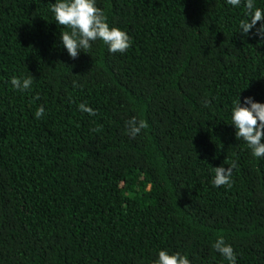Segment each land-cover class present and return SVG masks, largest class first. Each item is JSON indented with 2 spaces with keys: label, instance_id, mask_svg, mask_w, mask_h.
<instances>
[{
  "label": "trees",
  "instance_id": "trees-1",
  "mask_svg": "<svg viewBox=\"0 0 264 264\" xmlns=\"http://www.w3.org/2000/svg\"><path fill=\"white\" fill-rule=\"evenodd\" d=\"M52 3L0 0V264H153L161 249L228 264L219 237L237 264H264V158L230 124L240 92L264 103V41L237 33L247 9L97 0L131 47L96 41L73 60ZM133 117L146 124L135 138ZM233 161L230 185L213 187Z\"/></svg>",
  "mask_w": 264,
  "mask_h": 264
},
{
  "label": "clouds",
  "instance_id": "clouds-1",
  "mask_svg": "<svg viewBox=\"0 0 264 264\" xmlns=\"http://www.w3.org/2000/svg\"><path fill=\"white\" fill-rule=\"evenodd\" d=\"M233 8L247 9L245 19L239 26L238 32L242 37H257L264 41V8L255 7L253 0H227ZM97 0H55L50 11L57 25L65 26L70 31L60 32V46L66 49L68 56L75 60L80 53H87L96 41H102L109 53L124 54L131 47V37L124 30L110 26L103 11L96 6ZM259 22V26H257ZM33 77H12L10 84L14 90L27 92L31 89ZM241 93V92H240ZM234 101L231 108V125L235 128L237 140L244 141L251 149L255 158H264V103L255 101L254 97L241 96ZM208 104L207 99L204 101ZM82 112L95 115V111L84 103L78 105ZM45 114V107L39 106L34 116L40 119ZM259 122V123H258ZM146 127L143 120L135 117L127 122L128 133L132 138L139 135ZM236 162L230 166L214 167L215 175L212 179L213 187L230 185L233 169ZM213 248L228 262L237 264L236 253L231 244L226 243L223 237L216 239ZM153 264H192L187 254L169 252L161 249L156 254Z\"/></svg>",
  "mask_w": 264,
  "mask_h": 264
}]
</instances>
